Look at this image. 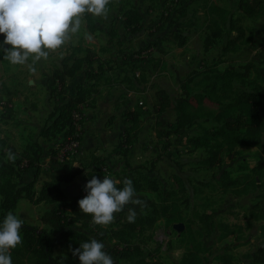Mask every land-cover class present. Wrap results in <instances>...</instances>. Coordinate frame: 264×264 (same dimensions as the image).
Masks as SVG:
<instances>
[{
	"label": "rangeland",
	"instance_id": "374dc122",
	"mask_svg": "<svg viewBox=\"0 0 264 264\" xmlns=\"http://www.w3.org/2000/svg\"><path fill=\"white\" fill-rule=\"evenodd\" d=\"M181 1L190 11L186 17L179 16L169 0H112L107 19H96L89 14L97 30L89 29L85 13L80 31L61 48L48 50L50 54L47 60L38 62L34 66L35 71L29 66L31 61L25 66L11 65L3 59L4 53L0 47V150L12 142L9 135H14L21 148L38 139L39 128L57 100L48 98L47 77L62 66L65 58L70 57L67 62L71 64L73 58L90 54L94 62L85 64L74 77L68 78L66 87L68 96L76 92L79 84L93 85L100 90L99 95L95 99L90 98L89 105L83 107L79 154L57 164L51 161L50 150L46 153L43 151L40 156L43 172L42 175L40 173L36 189H40L43 178L58 177L82 166L85 173L64 183L66 200L70 201L85 190L94 175L100 180L108 176L120 182L143 172L160 180L167 197L162 201L152 191L137 194L156 202L159 218L152 229L116 238L111 236L114 230L120 228L117 218L128 214L127 208L114 214L116 220L108 227L91 224L83 227V221H78L76 227L90 235L98 227L110 231L105 240L107 245L129 252L130 257L120 258L119 264H146L156 260L162 264H180L189 248L198 251L201 264H226L228 260L230 264H253L250 258L252 253L264 243V177L259 178L253 168L264 163V147L237 146L233 157L226 158L220 167L205 168L200 165V160L206 151L192 150L188 144L190 136L200 133L199 125L167 137L160 132L169 129L171 122L176 120V112L172 108L164 112L157 109L160 104L158 91L165 90L173 98L180 95L182 80L194 71H204L210 66L224 69L228 65L243 70L247 63H254L259 70L264 68L260 64L264 59V0ZM210 6L233 11L247 40H240L238 50L222 51L228 35L233 36L237 32L225 33L214 40L212 47L205 48V39L210 30ZM167 7L173 9L165 15ZM130 8L143 13L142 30L137 35L131 34L122 22L124 12ZM191 16L196 18V25L183 30L188 35L185 46L181 47L166 37L177 30L179 22H190ZM3 40L4 36L0 35V45ZM99 68H102L100 78L87 77V70L99 71ZM243 86L248 89L264 87V80L254 71ZM139 108L144 113L136 142L127 157L114 153L123 139L121 134L127 132L125 128L130 124L126 121L125 113ZM207 109L219 111L214 106ZM200 125L212 130L224 126L213 119L203 120ZM17 132H25L27 137L21 139ZM235 134L227 131L218 134V138L228 142ZM56 138L52 144L45 145L47 149L62 144L63 135ZM26 164L27 161L24 167ZM53 167L58 169L57 173ZM223 170L238 179L239 184L225 190L215 178ZM34 175L35 169H31L18 181L23 184L32 180ZM203 181L210 182L212 186H205ZM164 204L169 206L166 213L162 210ZM52 205H34L27 199H21L14 214L26 223L44 226L39 220L40 213ZM129 207H135L137 213H150L152 210V206L146 202L143 208ZM178 223L184 225L182 231L174 227ZM62 244L60 233L52 232L51 248L54 254L68 257L69 250L63 248Z\"/></svg>",
	"mask_w": 264,
	"mask_h": 264
},
{
	"label": "trees",
	"instance_id": "16d2710c",
	"mask_svg": "<svg viewBox=\"0 0 264 264\" xmlns=\"http://www.w3.org/2000/svg\"><path fill=\"white\" fill-rule=\"evenodd\" d=\"M169 1L174 4L179 16L186 17L190 15L186 4L183 6L181 0ZM172 9L167 7L164 14L167 15ZM208 15L210 30L205 39L206 49L212 47L214 40L223 37L225 33L237 32L236 35H228L227 42L222 46L223 53L236 51L241 45L240 40L242 42L247 41L244 37V30L237 23L232 10L210 6ZM123 16L124 27L131 34L137 35L142 30L143 13L138 9L130 8L124 12ZM86 18L89 29L91 31L97 30L98 28L92 16L87 14ZM163 18L162 15L161 19ZM190 19L192 20L187 24L179 22L177 30L166 37L171 38L181 47L185 46L188 35L183 30L196 25V18L192 17ZM158 29H160V26ZM155 44L158 45L157 42ZM70 59V57L65 58L62 66L57 67L47 77L48 98H57V100L44 124L39 128L38 139L28 142L21 150L11 143L0 150V224L3 223L9 211L14 214L21 199H27L34 205L41 203L53 204L49 209L40 213L39 220L44 226L24 222L21 230L23 244L11 253L13 264H80L79 258L73 255V250L79 248L81 242H89L90 238H95L105 244V251L113 258L115 264H119L120 258L128 259L130 257L128 250H124V248L120 250L118 247L107 245L105 240L110 233L107 229L98 227L90 235L76 227L75 224L78 221H83V227H87L89 224L95 225L92 223L91 215H85L79 208L78 201L87 195L85 190L75 195L72 200L67 201L66 193L62 187L65 182H71L78 175L85 173L82 166L74 168L54 180H44L40 189H36L42 170L40 156L43 152V146L39 142V138L52 140L60 134L63 135L62 144L57 148H50L51 161L57 164L67 161L70 157L64 161H61L58 157L60 150L69 138L81 142L80 127L84 123L81 119L83 107L89 105L90 98L95 99L100 93L96 86L79 84L74 94L69 96L66 94L67 79L74 77L85 64L94 62V58L90 54L81 58H73L74 61L71 64L67 62ZM260 64L264 66V59L260 61ZM243 68V70H239L228 65L224 69H220L210 66L204 71H194L182 80V93L174 98L165 90L158 91L160 104L157 111L164 112L166 109L172 108L176 112V120L171 122L168 130H163L160 133L170 137L198 124L200 133L190 136L188 144L192 150L204 149L206 151V155L200 160V165L205 168L215 169L220 167L226 158L233 157L237 146L264 147V87L255 86L254 89H248L243 86L254 71L264 80V68L259 70L254 63H247ZM101 69L99 71L87 70V77L100 78ZM209 106L217 107L219 111L214 112L207 109ZM143 113L142 108L128 110L125 113L126 121L130 124L125 128L127 132L121 134L123 139L116 146L114 153L127 157L136 142ZM208 119L222 122L224 124L223 128L212 130L200 125L201 121ZM227 131L236 134L232 140L224 142L218 138V134L227 133ZM9 150L16 155L15 162H5ZM91 158H94V156H91ZM25 161H27L26 167H24ZM30 169H35L34 178L21 184L18 179ZM253 171L259 178H263L264 163L255 166ZM89 175H91V172H89ZM129 177L128 179L133 181L137 194L143 191H152L159 198L161 197L162 201L166 200L165 188L159 179L143 172H138L136 177ZM176 178L181 182L178 176ZM215 178L225 190L239 184V180L232 178L227 170H223L220 176H215ZM202 183L205 186H212L207 181ZM117 186L122 188L123 181L121 180ZM182 187L185 189V185ZM138 198L152 206L151 212H136L134 222L127 220L128 214L124 217L119 216L117 221L120 223V228L114 230L111 236L114 235L116 238L124 234L132 235L137 231L152 229L155 226L159 218V209L156 202L142 195H139ZM168 207L167 204L162 206L164 213H166ZM52 232L60 233L62 247L69 250L68 257L54 254L51 248ZM250 258L253 264H264V243L252 253ZM201 262L202 258L198 251L189 248L182 257L180 264H201ZM225 263L230 264V260ZM146 264L162 263L156 260Z\"/></svg>",
	"mask_w": 264,
	"mask_h": 264
},
{
	"label": "clouds",
	"instance_id": "9594fccd",
	"mask_svg": "<svg viewBox=\"0 0 264 264\" xmlns=\"http://www.w3.org/2000/svg\"><path fill=\"white\" fill-rule=\"evenodd\" d=\"M112 0H0V35L4 36V56L14 66L30 68L42 59L47 60L48 50L61 48L72 35L80 31L83 15L91 14L96 19H107ZM16 155L8 151L5 162H15ZM120 182L95 175L86 184L87 195L78 201L80 211L91 215L92 223L108 227L116 220L114 214L127 208V220L134 222L136 208H143L144 201L137 196L131 179ZM24 221L9 211L0 224V264H13L11 253L23 244L21 235ZM80 264H115L105 251V244L95 238L81 242L73 250Z\"/></svg>",
	"mask_w": 264,
	"mask_h": 264
},
{
	"label": "crops",
	"instance_id": "0c3cea01",
	"mask_svg": "<svg viewBox=\"0 0 264 264\" xmlns=\"http://www.w3.org/2000/svg\"><path fill=\"white\" fill-rule=\"evenodd\" d=\"M10 137H11V141L12 142H10L11 144H13V145H15L19 150H21V147H19L18 146V144L16 143V141H15V139H14V135H9ZM17 136L19 137V138H21V139H24V138H26L27 137V135L25 134V132H17ZM58 137H59V135H58ZM57 139V138H56ZM56 139H54L53 138V140H46V139H44V138H42V137H40L39 138V142L42 144V146H43V151H44V153H46L47 152V150H50L49 149V147L50 148H52V146H49L48 147V149L46 148V146L45 145H47V144H52L54 141H56ZM55 169V172L58 170L57 168H54ZM31 171V169L29 170V171H27L26 173H24L23 174V177H25L29 172ZM43 172V171H42ZM42 172H41V175H42ZM57 173V172H56ZM56 178V176L55 177H53V178H43L42 179V181H41V183L44 181V180H54ZM31 181V180H30ZM26 182H29V181H26ZM25 182V183H26ZM41 185L42 184H40V187H41ZM62 187H63V189H64V184L62 185ZM66 193V192H65Z\"/></svg>",
	"mask_w": 264,
	"mask_h": 264
},
{
	"label": "built area",
	"instance_id": "2783aa9c",
	"mask_svg": "<svg viewBox=\"0 0 264 264\" xmlns=\"http://www.w3.org/2000/svg\"><path fill=\"white\" fill-rule=\"evenodd\" d=\"M80 145V141L69 138L60 150V160L64 161L69 157L79 154Z\"/></svg>",
	"mask_w": 264,
	"mask_h": 264
},
{
	"label": "water",
	"instance_id": "95a60500",
	"mask_svg": "<svg viewBox=\"0 0 264 264\" xmlns=\"http://www.w3.org/2000/svg\"><path fill=\"white\" fill-rule=\"evenodd\" d=\"M174 227L178 230V231H182L184 229V225L182 223H178L175 224Z\"/></svg>",
	"mask_w": 264,
	"mask_h": 264
}]
</instances>
